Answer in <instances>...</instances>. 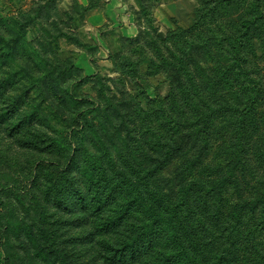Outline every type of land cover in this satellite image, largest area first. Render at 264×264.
Here are the masks:
<instances>
[{
  "label": "rangeland",
  "instance_id": "rangeland-1",
  "mask_svg": "<svg viewBox=\"0 0 264 264\" xmlns=\"http://www.w3.org/2000/svg\"><path fill=\"white\" fill-rule=\"evenodd\" d=\"M121 1L112 11L109 0H0V264H246V239L264 236V220L223 207L213 219L200 206L205 192L186 191L169 164L197 154L181 139L197 131L196 112L208 115L209 149L223 154L237 151L231 109L243 113L251 99L264 113V47L247 40L249 58L213 74L226 51L218 29L256 4L264 11V0ZM197 40L215 44L212 58L192 53ZM258 124L231 168L259 182ZM215 161L206 165L219 181L229 167ZM112 186H121L114 197ZM231 187L223 198L233 205ZM121 205L120 223L100 230Z\"/></svg>",
  "mask_w": 264,
  "mask_h": 264
},
{
  "label": "trees",
  "instance_id": "trees-1",
  "mask_svg": "<svg viewBox=\"0 0 264 264\" xmlns=\"http://www.w3.org/2000/svg\"><path fill=\"white\" fill-rule=\"evenodd\" d=\"M218 3L220 6L227 5V3L225 4L222 1ZM256 5L258 6L256 7L257 9L255 14L246 17L238 16L234 19V27H231L230 29H218L220 33H217V36H215L217 39H219V41H221V38L223 41H225L226 44L224 45V48L226 49V51H222V54L220 55L224 57L221 64L219 65L218 63H216L214 65L213 74L215 71L216 73H221L222 71H219L221 70L220 67L229 70L231 69V66H233V63L242 62L248 59L249 57L246 47L247 40L249 41L250 45L256 44V47H264V11L261 12V4ZM258 20L260 23L259 27H263L260 31V34L258 33V30L253 27L255 23H258ZM246 35H248V37ZM214 46L215 44H211V46L207 48L206 42L204 44H201L200 40H197L195 49L192 53L197 57L200 56L203 60L212 58V54L215 50ZM192 53L190 50H188L186 56H193ZM196 61H198V59L195 60V62ZM227 74L230 73L227 72ZM193 82H195V80ZM212 82L213 84L218 85V82L222 81L213 80ZM225 82L226 83L224 84L228 89L232 83L231 81ZM195 84L203 88H207L206 80L205 82H201L199 80V82H195ZM230 99L239 101V103L242 102V99H240L237 94H234V92L231 93ZM248 103L250 105H243L245 107L243 113L231 109L233 113L229 124L234 127L229 128L228 131L235 133V135L237 136V142L235 143L237 145V151L235 153L223 154L222 149H224V147L222 149H218V147L212 148L214 150L213 152H211L212 149H209L210 133L208 131L210 121L208 119V115L203 109L202 111L196 112L198 121L197 131L192 130L191 133H189L187 136L181 138L183 140H191L192 144L196 148L197 154L193 158H186L182 162L169 164L173 167V169L181 168L180 176H175V178L180 182L179 184H182V186L186 188V191L205 192V194L199 198L200 206L203 210L205 209L204 212L210 211L213 219L215 220H219V218L222 216V207L225 209V213L227 215L233 216V219L241 221L243 213H247V216L243 218V222H254L257 218L264 220V174H262L263 176H261V180L259 182L256 179L257 177H252L248 181L246 179L248 176L243 175L242 177H236L235 170L231 168L235 165L234 163L236 162L237 156L241 158L244 157V153L247 147L245 146V137L251 133H254V130L259 128V122L261 123L260 126L264 124V113H256L255 108L252 107L253 104H251V99L248 101ZM221 110L224 111L223 109ZM195 136L197 137V139H193V137ZM200 136H202L203 138H201ZM251 144L255 145L254 148L258 147V145H256L255 143ZM260 144H262V146L255 149V153L253 152V156H255V158L251 157V160H257V162H259L262 166V170L264 171L263 134L261 135ZM227 154H229V158L226 157ZM211 157L214 159L216 158L217 161H215L214 164L218 165V170H220L225 164H227V166L229 167V174L227 175V177H221L219 181H217V177L215 178V171H210L211 167L206 165V161ZM202 170L206 174L205 177H203L201 174ZM194 171H197V175L196 173H194ZM226 181L227 187L229 186L230 188V186L232 185L231 194L229 196H237L236 198H239L238 203L232 205L226 198H223V196H225L224 193L227 187L222 193L221 191ZM116 187L117 186H112V188L108 192V196L114 197L116 189L117 191H120L118 190V188L120 189L121 186L117 188ZM210 192L213 193L211 204L207 201V197L209 196ZM50 193V196L56 200L57 204H59L63 200V188H58L57 182L50 187ZM216 198L218 199V203L222 206L215 204L217 203ZM77 199L81 200L78 203L81 204V206H84V203L82 201L83 198L78 197ZM196 199L197 198H195V201H198V199ZM101 202L102 198L100 197V195H96L97 208L103 206L101 205ZM226 204H228L230 208H225L224 206H226ZM121 206L125 207V211L121 210L119 213H116L118 215H115L109 221L102 223L100 225V230L113 229L120 223L123 218V214H125V212L129 208V206L127 205ZM243 209L245 210L244 212H242ZM256 212L257 214H255ZM244 227L246 229V225H244ZM258 234L259 233H253L252 237L246 239L248 241L246 251H249L248 255L250 256V259L246 264H264V248L259 249L260 246H258L260 239H264V236H258ZM225 264L230 263L225 262Z\"/></svg>",
  "mask_w": 264,
  "mask_h": 264
},
{
  "label": "crops",
  "instance_id": "crops-1",
  "mask_svg": "<svg viewBox=\"0 0 264 264\" xmlns=\"http://www.w3.org/2000/svg\"><path fill=\"white\" fill-rule=\"evenodd\" d=\"M109 3H110L109 5L111 6L112 11L115 10L116 8H120L123 5L121 0H111V1L109 0Z\"/></svg>",
  "mask_w": 264,
  "mask_h": 264
}]
</instances>
